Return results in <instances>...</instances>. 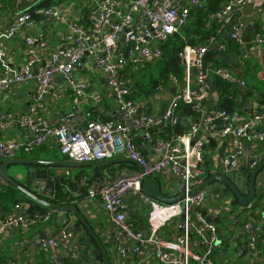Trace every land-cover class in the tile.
Segmentation results:
<instances>
[{
    "label": "built area",
    "instance_id": "2783aa9c",
    "mask_svg": "<svg viewBox=\"0 0 264 264\" xmlns=\"http://www.w3.org/2000/svg\"><path fill=\"white\" fill-rule=\"evenodd\" d=\"M23 1L28 9L37 0ZM211 1L70 0L36 11L40 20L27 9L11 14L0 29V165L19 158L18 152L32 154L51 146L69 161L125 157L141 168H118L93 181L87 177L80 181L89 186L88 199L101 202L116 228L114 235L105 238V244H119L111 264H193V259L198 264H214L205 258L216 247L218 227L192 211L204 203L207 192L189 195L195 184L202 183L200 179L208 178L203 165L205 149L211 140L230 139L231 149L220 158V164L233 176L241 165L253 171L263 160L256 149L264 144V111L230 114L208 103L214 77L239 89L248 87L231 69L213 68L209 55L221 59L228 52L226 40L244 49V11L263 14L264 0H226L220 10L208 15L207 29L217 26L218 31L205 44L188 45L179 53L183 80L171 77L157 92L160 100L161 93L175 89L163 113H150L149 107L131 98L130 71L162 61L163 45L189 26L194 11L207 9ZM262 46L264 27L243 50L242 59L259 54ZM30 84V95H20ZM67 100L71 109L59 111L58 105ZM181 103L191 106L198 117L189 120L188 131L176 134L173 129L183 118L178 113ZM13 104L18 105L14 110L10 107ZM163 129L172 131L164 136ZM166 171L185 187V197L176 204L161 203L142 192L146 177ZM65 175L72 176L71 171ZM42 190L41 195L54 199L53 188L44 186ZM258 192L264 193L263 184ZM137 196L148 209L147 236L128 218L129 201ZM28 210V204L20 203L14 214L0 218V236L12 229L27 230L47 223L55 213L30 217ZM176 219H181L179 236L173 243L164 242L160 231ZM262 228L264 217L258 226L246 225L251 250L256 249ZM72 238L65 229L37 244L53 256L52 264H59L62 249L71 250L70 260L78 258V251L72 250ZM194 246H202L205 255L196 256Z\"/></svg>",
    "mask_w": 264,
    "mask_h": 264
},
{
    "label": "crops",
    "instance_id": "0c3cea01",
    "mask_svg": "<svg viewBox=\"0 0 264 264\" xmlns=\"http://www.w3.org/2000/svg\"><path fill=\"white\" fill-rule=\"evenodd\" d=\"M6 2L8 3L7 12L9 13V17L11 14L23 12L27 9V4L23 0H6ZM243 17L246 23L245 35L247 45L244 49L239 48L238 46L233 47L232 50L229 49V52L225 56L229 59V65L224 67L231 69L239 79L245 80L248 87L257 88L258 86H262L264 84V46L261 47L259 54L251 55V57L247 60H243L241 55L243 50L249 48L252 45L254 36L256 33H258V29H263L264 13L258 14L256 11L248 9L244 11ZM7 20L8 17L6 21L0 22V29L6 25ZM227 42L228 41L226 40V43ZM17 45L18 43L16 46ZM224 55L218 60H223ZM19 62L20 60H18L17 63ZM32 86L33 85L30 84L23 87L20 95H30ZM214 86L215 85L213 82V93L216 92ZM237 89L239 90L237 99L239 108L236 109V112L257 110V102L246 94V90L248 88ZM171 91L172 90L170 89L160 94L161 99L159 100V106H157L155 109L156 113L161 114L164 112L168 105V101L170 100L167 98ZM211 100L214 102L211 104V107L215 108L219 98H212ZM67 102L68 100L60 103L58 105V110L65 112L66 110L71 109V103ZM10 107L12 110H14L18 107V105L13 104L10 105ZM230 149V139L219 141L211 140L209 142V145L205 149L203 160V165L209 177L217 174H226L227 176V173H225L222 165L220 164V158L222 156H226ZM248 150H250L249 147ZM256 150L262 155L264 159V144L259 145ZM56 168H59L57 172L59 174L69 170L62 167ZM248 171L250 172L248 168L241 165L237 175H232L234 178L240 179L241 183L238 185L241 187L243 193L248 192V189L246 190L248 177L245 176V173ZM158 176L161 177L160 183L162 181L168 183L170 190L172 187H175L177 182H179V180L173 177L169 171L159 174ZM0 178L4 180L1 175ZM261 184L262 183L260 181L258 188L261 187ZM198 185L199 184H195V186ZM203 190L207 192V199L204 201V203H207V207L202 208V205L204 204L203 203L200 206V209H202V211H207V216L205 219L208 222L216 225L219 231V238L215 244L216 256L218 255V249L231 248L234 254L226 264H264V228H262L261 232L259 233L255 250L249 249V251L245 253L243 247L240 246L241 242H249L251 233L247 231L246 225L250 223L258 226L261 223L264 217V200L259 201V206L253 211L252 205L258 202V198H256L248 207L244 208L234 201L235 199L232 193L229 192L222 184L216 183L210 188V190ZM172 195L173 193L171 191V196ZM76 206L84 215L90 226L95 231H97V235L100 240L105 244V238L114 235L116 228L109 221L108 216L103 210L101 202L99 200L86 199L78 203ZM146 210L147 209L143 205L139 196H137L136 200L130 199L128 208L129 221L133 222L136 230L143 232L145 236L148 235V213L145 214L144 212ZM194 214L195 216L202 217L200 213L194 212ZM180 221L181 219L172 220L160 231V236L164 242L173 243L177 236H179L180 231L177 229V226ZM65 229L73 234L72 250L78 251L79 255L76 260H70L69 255L71 250L67 251L66 249H62L59 251L57 257V262L59 264H99L102 262V255L99 248L87 229L82 225L80 219L73 213L62 214L57 212L53 214L52 219L47 223L31 226L27 230L12 229L7 231L4 237L0 236V251L5 253L6 261L10 264H52L53 256L44 252L37 244V241H46L48 239H52ZM118 245L119 244L115 241H111V244H105L106 251L111 260L115 257V252L118 249ZM194 248H197L198 253L195 252ZM193 251L196 256L201 257V255H205V249L202 246H194ZM192 263L198 264V260L193 259ZM212 263L216 264L214 260H212Z\"/></svg>",
    "mask_w": 264,
    "mask_h": 264
},
{
    "label": "trees",
    "instance_id": "16d2710c",
    "mask_svg": "<svg viewBox=\"0 0 264 264\" xmlns=\"http://www.w3.org/2000/svg\"><path fill=\"white\" fill-rule=\"evenodd\" d=\"M67 1L70 0H37L33 6L27 9V11L31 13L34 18L40 20L42 19V17L39 14H37L36 11L40 9L49 8L55 4H60ZM224 1L226 0H212L209 6L207 7V9L194 11L192 13V20L189 26L187 28L182 29L177 34L173 35L163 45L162 48L164 51V57L162 61L154 64H148L135 71L134 70L130 71V75L133 76V94L131 95V98L134 101L138 102L141 105H144L143 103L139 102V100L142 99V97L146 98V95L147 94L149 95L151 93L155 95L160 88H164L170 82L171 77L182 78L184 72L179 59V53L188 45H193V46L203 45L208 41V39L211 36L216 35L218 31V27L214 26L211 29H207L206 27L207 17L209 14L220 10ZM257 32H262V29L261 28L258 29ZM227 46H228V52L229 49L232 50L233 47H237L234 44V42L231 40H228ZM227 53L224 55V58L221 61L214 59L213 54L209 55V60L213 63V68H220L229 65V59L225 57ZM142 70L146 72L145 76L149 77L148 88H151V90H147L148 88L147 89L145 88L142 78L137 75V73ZM213 82L215 85L214 86L215 91L217 92L219 98V101L215 109L225 110L230 114H234L237 111L236 109L239 108V103L237 101L239 90L235 86L227 82H224L218 77H214ZM247 88H248L246 90L247 96L252 97L258 104V111L263 112L264 84L262 86H258L257 88L255 87H247ZM212 103H214L213 100L209 101L208 105L211 106ZM105 108H108V106L105 105ZM178 113L181 117H183L181 120L182 123H180L173 130L176 134H183L186 131H188L190 128L191 122L189 120L197 119L198 113H196L191 108V106H188L184 103L179 104ZM163 130H164V136H166L168 133H171L172 131L171 129H163ZM49 147L50 150L55 151L56 156L60 155L58 149L51 146ZM39 149L42 152H41V156L37 160L58 161V159L56 158L54 159L47 158V156L50 153V150L47 149L46 146H43ZM20 158L25 159L24 157H20ZM30 167H33L34 173L28 176L26 184L21 181H18L20 184L25 186L30 191L35 192V190L31 187V181L35 179H44L48 181L49 188L50 187L53 188L55 196L53 200L48 199L47 197L41 194L39 196H41L43 199L55 202L59 205H75V206L78 203L82 202L83 200L88 199L89 186L81 185L80 182L84 177H87L89 181H93L98 177H100L101 175H103L105 172L113 173L118 168L129 167L134 169V166L128 164H120L119 167L109 166L104 168H93V172L90 176L80 173L76 176L72 175L70 177H66L65 174H63V176L62 174L59 173L57 174L52 169V167L37 166V165H31ZM29 178L31 179L29 180ZM257 194H258L257 196L258 202L252 205L253 211L259 206L260 204L259 201L264 200V193L261 194L258 192ZM234 201L237 203L236 199ZM20 203H26L29 205V210L27 215L30 217H33L37 213L46 214L48 212L53 211L31 200L16 187L8 183L7 186L5 185V187L0 189V218L5 219L8 215L14 214L15 206ZM240 246L243 247L245 253L250 249L248 241H245L244 243L241 242ZM0 264H10L9 262L6 261L5 253H3V251H0Z\"/></svg>",
    "mask_w": 264,
    "mask_h": 264
},
{
    "label": "water",
    "instance_id": "95a60500",
    "mask_svg": "<svg viewBox=\"0 0 264 264\" xmlns=\"http://www.w3.org/2000/svg\"><path fill=\"white\" fill-rule=\"evenodd\" d=\"M124 41V36L121 38V42ZM126 54V51H124ZM175 93V89H172L171 93L168 95V100L172 97V95ZM212 98L218 99V94L215 92L212 95ZM198 123V120L195 121ZM130 163L137 167V169L141 170L140 166L132 161L129 158H119L114 160H107V161H100V162H75V161H69V160H63V161H44V160H37V159H22V158H16L9 161L4 162L0 165V175L4 180H6L8 183L16 187L18 190H20L22 193H24L27 197H29L31 200L35 201L36 203L40 204L41 206L51 209L55 212L59 213H73L75 214L81 221L82 225L87 229L91 237L93 238L94 242L96 243L97 247L100 250V253L102 255V262L99 264H111V259L106 251L105 244L100 240V238L97 235V231H95L90 224L87 222L84 215L81 213L79 208L75 205H59L55 202L43 199L38 194L30 191L25 186L21 185L19 182H17L15 179H13L9 173L8 170L11 166L14 165H37V166H47V167H62L67 169L72 168H104L109 166H116L119 164H127ZM63 176V174H62ZM245 176L248 177L247 181V193H243L242 189L235 183L230 177L222 174L213 175L208 178L200 179L202 183L198 186L193 187L189 191V195L194 194L200 190L206 189L210 190V188L216 184H222L224 185L229 192L232 193L234 199H236L237 203L241 205L242 207L246 208L248 207L258 196V184L261 181V183L264 185V159L261 161V163L258 165L257 168H255L253 171H248L245 173ZM159 177V176H158ZM261 184V185H262ZM185 187L180 183L177 182L175 187H172L171 191L173 193L172 196H167L163 192L162 185L160 183V178H151L146 177L143 182L142 186V192L145 196L152 198L154 200H157L164 204H176L179 201H181L185 197ZM210 197V193H209ZM207 207V203H204L202 205V208ZM193 212L200 213L202 217L207 216V211H202L200 207H196L192 209ZM19 214V212H17ZM246 231V230H245ZM147 235V234H146ZM255 236H257V233H254ZM216 256V248L211 249V253L206 257V261H209L210 259L214 258Z\"/></svg>",
    "mask_w": 264,
    "mask_h": 264
},
{
    "label": "rangeland",
    "instance_id": "374dc122",
    "mask_svg": "<svg viewBox=\"0 0 264 264\" xmlns=\"http://www.w3.org/2000/svg\"><path fill=\"white\" fill-rule=\"evenodd\" d=\"M73 1L74 2H79V0H73ZM7 8H8V3L6 2V0H0V22L6 21L7 17H9V13L7 12L8 11ZM145 73L146 72L142 70V71L138 72L137 75L142 78L143 83L145 85V88L147 89L148 86H149V84H148L149 83V77L148 76L146 77ZM179 80L182 81L183 80V76H182V78H179ZM147 90H151V88H148ZM139 102L143 103L144 105L149 107L151 109V113H155L156 112L155 109L157 108V106H159V99L157 98V93L155 95L152 94V93L149 94V95L147 94L146 98L142 97V99H140ZM46 148L50 150L49 146H46ZM41 152L42 151L40 149H37L32 154L26 153L24 151H21V152H18L16 156L19 157V158L20 157H24L25 159H38L41 156ZM47 158H49V159L56 158V159H58V161L65 160V158L63 156H61V155L56 156L55 151H52V150H50V153L47 156ZM49 161H51V160H49ZM127 164L128 165H132L130 163H127ZM30 166L31 165H14V166H11L9 168L8 173L17 182L21 181V182L26 184L28 176H30V174L32 175V173H34L33 167H30ZM52 169L56 173L59 170V168H56V167H52ZM70 170H71L72 174L75 175V176L80 174V173H83V174H85L87 176H90L92 174V172H93V168L92 167L72 168ZM65 173H66V171L63 172L62 174H65ZM227 176L230 177L235 183H237V185L241 183L239 178H234L230 174H227ZM154 177L155 178H161L160 176L158 177V175L154 176ZM31 178H32V176H31ZM31 178H29V180ZM0 183H5L4 185L0 184V189L5 187V185L6 186L8 185V182L6 180H5V182H3V180L1 178H0ZM161 183H162L163 192L167 196H171V190H170V187L168 186V183H166L164 181H162ZM44 186H46V188H49L48 181H46L44 179H35V180L31 181V187L35 190L34 193H36L38 195L42 194V192L44 191V190H42V188ZM144 212H145V214H147L148 213V209L146 211H144ZM194 250H195L196 253H198L197 248H194ZM233 254L234 253L232 252L231 248H229V249L220 248V249H218V255L216 257H214L213 260H214V262L216 264H226L233 257Z\"/></svg>",
    "mask_w": 264,
    "mask_h": 264
}]
</instances>
